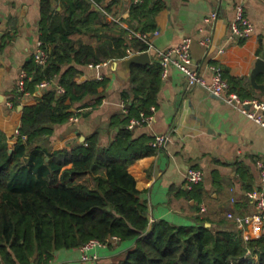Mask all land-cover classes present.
<instances>
[{
    "label": "trees",
    "instance_id": "1",
    "mask_svg": "<svg viewBox=\"0 0 264 264\" xmlns=\"http://www.w3.org/2000/svg\"><path fill=\"white\" fill-rule=\"evenodd\" d=\"M61 3L62 10L55 9L52 0L41 4L40 41L47 58L41 64L34 54L26 62L23 88L11 97L15 108L24 102L19 133L11 136L0 128V264L47 262L58 251L80 248L92 239L111 247L114 236L134 245L112 264H264V233L217 229L206 225L213 223L207 216H198L192 226L150 221L148 202L128 168L155 148L148 143L152 138H136L128 124L157 105L159 62L132 66L130 87L123 92L130 100L127 114L114 116L112 125L120 128L107 146H100L98 132L71 147L42 145L43 139L50 142L46 136L56 124L73 116L72 105L98 94L106 81L79 80V65L148 50L149 43L135 33L156 30L155 17L165 6L161 0L132 1L128 18L138 24L127 28L107 20L105 11L112 1ZM222 71L241 98L256 97L249 79L231 75L227 68ZM44 80L51 84L41 90ZM258 81H264V73ZM57 84L63 93H58ZM31 96L35 103H28ZM203 193L200 182L188 195L201 202Z\"/></svg>",
    "mask_w": 264,
    "mask_h": 264
},
{
    "label": "crops",
    "instance_id": "2",
    "mask_svg": "<svg viewBox=\"0 0 264 264\" xmlns=\"http://www.w3.org/2000/svg\"><path fill=\"white\" fill-rule=\"evenodd\" d=\"M42 1L0 0V128L11 136L17 135L23 112L19 106L24 107V102L16 108L8 103L12 104L13 92L20 86L24 65L39 48ZM107 1H112L109 11H105L107 20L117 21L127 28L137 26L136 21L128 18L133 0ZM161 1L165 6L155 17L158 33L154 30L145 40L150 46V64L159 62L158 50H168L189 36L192 38L193 66L208 82L213 79V65L250 80L258 57L264 53V0ZM52 4L55 9L62 10L61 0H52ZM239 4L254 26L248 38L232 33ZM214 11L218 17L211 25L208 19ZM207 37L212 38L210 45L204 42ZM79 68L81 81H106L99 86L98 94L75 102L71 108L73 116L56 124L52 135L46 136L50 142L43 139L42 145L51 144L54 149L71 147L98 132L100 146L105 147L114 140L120 128L112 125L114 116L127 114L124 108L130 100L125 99L123 92L130 87L132 68L128 70L123 58L79 65ZM161 79L158 103L152 105L155 107L152 121L135 126L133 131L136 138L146 135L153 139L156 134H169L170 139L164 147L137 159L128 168L135 177L136 187L148 202L150 221L166 220L177 226H192L198 223V216H207L213 223L206 225L209 223L208 226L217 229L263 234L264 221L253 220L240 225L229 218L228 213L252 214L255 203L248 192H264L256 164L258 158L264 157V126L204 87L189 86L183 72L175 67ZM41 93L38 91L37 95ZM255 96L264 99V92L257 90ZM35 102L32 96L28 100V103ZM62 159V155L58 157ZM189 168L204 172L201 202L188 195L190 187L186 173ZM202 207L206 210L201 211ZM111 245L91 249V254L98 255L94 260H82L80 247L58 251L54 261L112 264L124 258L134 242L112 240Z\"/></svg>",
    "mask_w": 264,
    "mask_h": 264
},
{
    "label": "built area",
    "instance_id": "3",
    "mask_svg": "<svg viewBox=\"0 0 264 264\" xmlns=\"http://www.w3.org/2000/svg\"><path fill=\"white\" fill-rule=\"evenodd\" d=\"M60 1V0H56ZM134 2H141L142 0H133ZM236 18L232 23L231 29L234 36L240 38H248L254 31L253 23L250 21L248 16L245 13L244 7L239 4L236 6ZM218 17V13L214 11L208 21L213 24L214 20ZM154 33H158L156 30ZM137 36L144 40H148L150 33H135ZM191 42L192 38L187 36L179 44L169 48L168 50H158L157 55L159 63L162 66V77H166L172 67H175L183 72L187 79L189 86L200 85L207 89L209 92L224 98L227 102L238 107L243 113L248 117L256 121L257 123L264 126V99L262 98H251L243 99L237 92L230 89V84L227 79L223 76L222 67L220 65H213V79L212 82H208L205 77L194 67L192 55H191ZM207 45L212 43V38L207 37L204 41ZM38 50L35 52L36 61L41 64L46 62V53L41 48V41L38 43ZM20 80V89L23 88L24 77ZM51 84L50 81L44 80L39 83V88L41 90L49 87ZM58 89V93H63L64 88L61 85H55ZM28 97V94H25ZM12 106L11 103H8ZM155 107H151V113L145 114L141 113L139 117H132L129 121L128 127L134 128L137 125L148 124L153 119V112ZM124 112H127V109L124 108ZM19 133V129L16 130V134ZM170 139L169 134H156L153 139L150 141V146L155 149H160L166 145ZM256 164L260 170L261 180L264 183V157L258 158ZM187 184L191 188L194 184L200 183L204 179V172L196 168H189L186 173ZM248 197L251 198L255 203V210L250 215L240 216L233 213H228V217L233 219L235 222L240 225H246L253 220H262L264 221V192L261 190H252L248 192ZM206 208L202 207L201 211H205ZM247 231L245 230L243 234ZM112 240H119L118 237L114 236ZM106 243H103L97 239H92L82 246V260H94L98 258L96 253H90V250L96 246H106ZM38 264H62L60 262L49 260L47 262H40Z\"/></svg>",
    "mask_w": 264,
    "mask_h": 264
},
{
    "label": "water",
    "instance_id": "4",
    "mask_svg": "<svg viewBox=\"0 0 264 264\" xmlns=\"http://www.w3.org/2000/svg\"><path fill=\"white\" fill-rule=\"evenodd\" d=\"M123 62L124 64H126L128 70H130L133 64L145 65V66L150 64L151 55L148 50L141 52H134L133 54L123 58ZM262 72H264V53L262 56L258 57L250 75V80L253 88L260 92H264V82L258 81V75ZM19 108L22 109L23 106L20 105ZM207 225H209V223Z\"/></svg>",
    "mask_w": 264,
    "mask_h": 264
},
{
    "label": "rangeland",
    "instance_id": "5",
    "mask_svg": "<svg viewBox=\"0 0 264 264\" xmlns=\"http://www.w3.org/2000/svg\"><path fill=\"white\" fill-rule=\"evenodd\" d=\"M192 67H194V68H195V66H193V65H192Z\"/></svg>",
    "mask_w": 264,
    "mask_h": 264
}]
</instances>
